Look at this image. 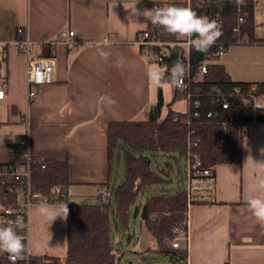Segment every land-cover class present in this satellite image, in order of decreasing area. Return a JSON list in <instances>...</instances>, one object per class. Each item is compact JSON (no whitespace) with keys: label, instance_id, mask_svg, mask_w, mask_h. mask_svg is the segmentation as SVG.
<instances>
[{"label":"crops","instance_id":"crops-1","mask_svg":"<svg viewBox=\"0 0 264 264\" xmlns=\"http://www.w3.org/2000/svg\"><path fill=\"white\" fill-rule=\"evenodd\" d=\"M190 1L0 0V40H11L6 97L0 98V162L10 160L12 145L26 142L35 157L68 162L71 183L64 203H87L94 194L98 196L97 187L106 186L109 178L108 123L146 117L148 107L158 102L160 89L148 80L147 68L153 64L166 67L156 61V47L147 55L136 43L149 22L134 15L133 6L143 11L153 2L190 6ZM254 3L257 41L234 43L222 58H214L225 65L234 81L264 82V0ZM20 26L28 30L35 57H49L41 56L44 44L57 40L64 29H74L79 39L72 46L57 40L54 80L31 85L37 90L32 97L28 94V56L12 40ZM105 39L110 44L104 48L110 53L108 60L99 56L96 47ZM179 39L178 44L188 50L186 39ZM163 93V116L170 108L187 111L185 97L174 101L176 88L164 87ZM104 96H111L116 104L106 105ZM262 150L264 123H255L246 130L241 159L218 164L214 188L195 193L189 203L188 230L181 237L188 247L187 264H264V227L247 207L250 197L264 194L254 191L250 180L258 164L264 163ZM121 179L120 168L116 182ZM144 230L147 240L138 241L133 258L141 259L148 248L157 247L146 226ZM28 242L32 256H65L66 220L57 218L47 227L31 209Z\"/></svg>","mask_w":264,"mask_h":264},{"label":"trees","instance_id":"trees-1","mask_svg":"<svg viewBox=\"0 0 264 264\" xmlns=\"http://www.w3.org/2000/svg\"><path fill=\"white\" fill-rule=\"evenodd\" d=\"M164 4V3H163ZM179 5L181 4L177 3ZM190 8L198 15L217 20L222 28V35L206 53L188 50L175 43L167 45L163 61L168 69L177 60L190 65V79L195 96L201 100L196 109L200 116L194 115V108L186 112L170 108L162 115L164 107L163 88L159 89L158 102L147 109V116L132 120H113L107 126L109 178L105 182L112 195L108 200L96 203L70 205L67 217V251L65 256L48 253L30 255L28 264H118L119 255L115 243V230L119 220L127 228L130 208L141 193L147 195L142 213L143 224L156 239L157 247L148 248V252L169 255L167 264H187V244L179 242L178 247L172 241L181 239L188 230L189 196L186 187L187 160L189 151L199 154L205 167L215 170L221 163L239 161L243 152L246 133L245 122L255 118L257 123H264V111L237 99L230 109H223L213 98L219 89L229 96L235 85L248 87L252 82L234 81L225 65L215 62L218 50L238 42L235 26H240L239 36L243 43L256 42L255 3L254 0H191ZM242 18L239 21V18ZM149 25H152L149 22ZM163 38L179 41L176 36L164 31ZM264 42V37L261 39ZM156 50H159L156 47ZM55 55V45L46 43L41 56ZM208 62V70L199 75V66ZM264 94V82H256ZM184 97L176 89L174 101ZM218 110L219 117L209 118L207 112ZM235 111V120L229 119ZM196 141L197 145H193ZM20 160L26 149V142L13 145ZM124 157V174L116 182V157ZM166 159L160 170L152 168L153 158ZM175 164L178 171L175 170ZM184 165V166H183ZM32 186L35 190L49 195L50 201L66 202L67 187L71 183L67 161L48 158L45 162H33ZM172 171H176L175 178ZM173 184V185H172ZM185 236V235H184ZM142 257H146L145 253ZM23 260L13 261L7 253H0V264H22ZM127 264H140L135 259Z\"/></svg>","mask_w":264,"mask_h":264},{"label":"built area","instance_id":"built-area-1","mask_svg":"<svg viewBox=\"0 0 264 264\" xmlns=\"http://www.w3.org/2000/svg\"><path fill=\"white\" fill-rule=\"evenodd\" d=\"M165 4H175L177 3H165ZM163 3L153 2L150 5V9L153 7H161ZM185 7H190L186 5ZM242 18H239L241 21ZM234 31L238 33V42H242V38L239 36L240 26L237 25ZM164 30L159 27H154L149 25L140 33L136 39V43L142 48L145 54L150 55L153 47H158L159 50L156 51L155 59L158 62H162L164 56L166 55L165 47L167 45H173L179 43V41H168L163 38ZM12 40L18 42L20 50L28 56L29 64L27 68V79L30 84L29 96H35L37 90L31 88V85H44L51 83L54 78L53 74L56 67V59L52 57H35L33 55V43L29 39L28 30L25 26L17 27L14 30ZM57 40L66 41L69 45H74L79 42L76 31L74 29H64L60 32ZM57 40L51 43L55 45ZM11 40H0V98L6 97V87L8 86V73H7V60L9 57V46ZM226 47H222L218 50L217 55L222 56ZM208 70V61H203L199 66V75ZM190 74L187 75L185 79V84L181 88H176L184 93V97L188 102V110L194 108V115L200 116V113L196 111L201 105V100L199 97L195 96V91L191 86ZM226 96L223 90L219 89V94L213 98L214 103H219L223 109H230L233 107L239 99L240 102L249 104L256 109L260 110V113L264 111V94L261 93L260 88L256 82H252L248 87H243L242 85H235L232 92ZM220 113L218 110H209L207 112V117L215 118L219 117ZM230 120H235V111L230 112ZM257 123L255 118H251L246 121V130ZM193 145H197L196 141H192ZM10 160L8 162H0V218L2 221V226L7 225L8 221L15 220L17 215H23L25 221L28 224L27 228L23 231L17 230L19 234L24 235L26 241H28V213L29 205H33L37 202L47 200L50 201L49 195L42 193L41 191L35 190L32 186V170L31 164L33 162H45L44 157H35L31 154L29 147L26 144V149L22 153V157L19 160L17 158V149L15 146L10 148ZM216 175L215 170L210 167H205L203 165L202 159L198 153L189 151V158L187 160V180L186 187L188 191L189 200L192 201L195 197V193L200 189H212L215 186ZM97 194L102 201L108 200L112 192L111 190L100 185L97 187ZM69 207V206H68ZM72 209L76 206L72 205ZM174 247L179 246V241H172ZM26 258L23 260L22 264H28L30 258V253H26ZM9 257V255H8ZM9 259H11L9 257ZM12 260V259H11ZM17 261V260H16Z\"/></svg>","mask_w":264,"mask_h":264},{"label":"clouds","instance_id":"clouds-1","mask_svg":"<svg viewBox=\"0 0 264 264\" xmlns=\"http://www.w3.org/2000/svg\"><path fill=\"white\" fill-rule=\"evenodd\" d=\"M237 2H242V0H237ZM135 5L132 9L134 15L145 17L147 22L163 29L168 34L186 39L188 47L197 52H208L222 35V26L217 20L198 15L190 7L164 4L161 7L156 6L152 9L138 11ZM96 47L99 56L108 60L110 53L104 51L105 47H110L108 40L97 42ZM189 72L190 65L177 60L170 69L153 64L147 68L146 75L148 80L158 88H181ZM101 99L108 106L116 104V100L111 96H104ZM258 165L259 169L250 177L251 185L254 191L264 193V163ZM247 207L256 221L264 227V194L250 197ZM33 208L47 227H50L57 218L67 220L69 215L68 203L62 201L50 203L43 200L35 205H29L28 223L31 221V209ZM27 226L23 215H17L15 220L8 221L5 226H0V253H7L13 261L25 260V254L30 251V242L26 241L25 236L19 234L17 230L23 231Z\"/></svg>","mask_w":264,"mask_h":264},{"label":"rangeland","instance_id":"rangeland-1","mask_svg":"<svg viewBox=\"0 0 264 264\" xmlns=\"http://www.w3.org/2000/svg\"><path fill=\"white\" fill-rule=\"evenodd\" d=\"M223 56H221L222 58ZM119 157H116V177L118 172L122 171V174H124V157L121 155L120 157V164L121 167H119L118 164ZM166 159L163 158H153L152 159V168L156 170H160V168L165 165ZM184 166V165H183ZM175 170L178 171V166L175 164ZM176 171H172V176L175 178V182L173 183L176 185ZM172 184V185H173ZM147 199V195L141 193L137 200L135 201L134 204H132L130 208V219H129V224L128 227L125 228L123 223L119 220L118 222V227L115 230V243L117 247V252L119 255V260L118 264H126L128 260L132 259L135 256L134 248L137 246L139 243L138 241H141L143 239V242H145L146 236H147V230H144L145 225L143 224L142 221V213L144 210L145 202ZM101 198L97 195H93L91 199L87 200V203H96L100 201ZM79 202L84 203L86 201H81ZM182 236L185 235L184 232H181ZM152 239L156 241V239L151 236ZM177 241H182L181 239H178ZM153 243V242H152ZM146 257H141V259L138 258H133L136 260H140V264H167L166 262L170 261L169 255L165 254H159V253H154V252H146L145 253Z\"/></svg>","mask_w":264,"mask_h":264}]
</instances>
